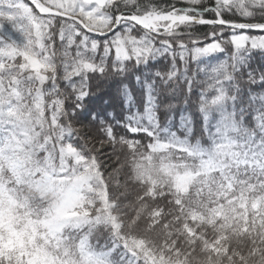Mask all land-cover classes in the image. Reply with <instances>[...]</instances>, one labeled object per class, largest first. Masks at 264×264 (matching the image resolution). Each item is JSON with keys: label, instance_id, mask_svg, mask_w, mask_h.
<instances>
[{"label": "snow or ice", "instance_id": "6c2138e0", "mask_svg": "<svg viewBox=\"0 0 264 264\" xmlns=\"http://www.w3.org/2000/svg\"><path fill=\"white\" fill-rule=\"evenodd\" d=\"M183 2L187 10L132 14L116 10L119 0H0V74L30 70L46 80L48 45L54 49L64 39L61 28L83 39L115 36L135 25L157 40L169 37L175 48L172 36L208 24L212 31L185 38L181 46L223 50L225 40L237 48L264 45V16L253 19L254 7L264 12V0ZM5 24L23 40L17 43ZM137 42L138 35L120 36L112 51L139 58L145 52ZM31 95H22L18 76L0 78V264H38L41 257L48 264H109L87 232L103 222L116 236L112 252L131 258L124 264H264V175L249 179V165L239 166L223 150L212 158L162 141L143 151L133 143L130 158L119 163L143 190L139 212L124 223L109 192L110 185H120L119 169L106 177L95 155L71 144L61 146L55 159L42 158L46 145L55 147L48 142L59 124L55 105L50 114L39 95L34 101ZM73 178L61 204L45 207L47 192L63 190Z\"/></svg>", "mask_w": 264, "mask_h": 264}, {"label": "trees", "instance_id": "16d2710c", "mask_svg": "<svg viewBox=\"0 0 264 264\" xmlns=\"http://www.w3.org/2000/svg\"><path fill=\"white\" fill-rule=\"evenodd\" d=\"M171 6L188 9L183 0H119L116 10L135 14ZM253 10V19L259 21L264 12L258 6ZM5 31L13 32L17 43L23 40L10 24H5ZM65 31L60 29L64 39L56 41L54 49L48 45L51 71L46 80L30 70L9 71L0 78L18 76L22 95L31 93L33 101L39 95L50 114L55 105L59 128L48 142L55 147L46 145L42 158L50 154L55 159L61 146L71 144L85 155H95L106 177L120 170V185H110L109 192L124 223L139 212L137 197L143 190L131 169L119 163L130 158L133 143L143 151L148 143L162 141L212 158L223 150L239 166L249 165V179L264 175V46L237 48L227 40L223 50L181 46L185 38L212 31L204 25L172 36L175 48L169 37L157 40L135 25L105 38L81 39ZM130 35H138L137 43L143 45L145 54L139 58L135 52L127 59V52L117 56L112 51L117 38ZM87 232L93 249L108 256L109 264L131 260L112 252L116 236L107 222ZM38 264H48V258L41 257Z\"/></svg>", "mask_w": 264, "mask_h": 264}, {"label": "clouds", "instance_id": "9594fccd", "mask_svg": "<svg viewBox=\"0 0 264 264\" xmlns=\"http://www.w3.org/2000/svg\"><path fill=\"white\" fill-rule=\"evenodd\" d=\"M74 184L75 179L73 178L65 182L63 190L59 186L49 190L43 197V200L46 202L44 206L47 208H53L60 205L64 199L65 191H70Z\"/></svg>", "mask_w": 264, "mask_h": 264}, {"label": "water", "instance_id": "95a60500", "mask_svg": "<svg viewBox=\"0 0 264 264\" xmlns=\"http://www.w3.org/2000/svg\"><path fill=\"white\" fill-rule=\"evenodd\" d=\"M27 1V0H26ZM200 25H204V26H209L208 24H200ZM99 37H105L103 35H99Z\"/></svg>", "mask_w": 264, "mask_h": 264}, {"label": "rangeland", "instance_id": "374dc122", "mask_svg": "<svg viewBox=\"0 0 264 264\" xmlns=\"http://www.w3.org/2000/svg\"><path fill=\"white\" fill-rule=\"evenodd\" d=\"M264 45H261L260 47H263ZM212 51V50H211Z\"/></svg>", "mask_w": 264, "mask_h": 264}]
</instances>
